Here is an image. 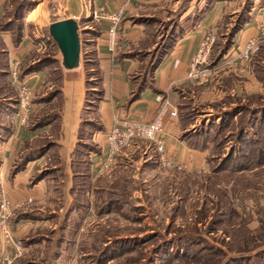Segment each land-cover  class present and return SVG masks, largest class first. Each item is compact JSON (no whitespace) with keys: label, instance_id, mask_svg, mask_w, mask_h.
Here are the masks:
<instances>
[{"label":"crops","instance_id":"crops-1","mask_svg":"<svg viewBox=\"0 0 264 264\" xmlns=\"http://www.w3.org/2000/svg\"><path fill=\"white\" fill-rule=\"evenodd\" d=\"M12 1L0 0V20ZM34 1L23 14L25 26L19 41L14 40L11 29L0 30L9 66L5 80L15 87L9 72L12 58L19 57L22 63L44 42L39 27L74 17L79 21L80 30L85 27L89 30L87 33L91 32L89 39L99 68V77L91 89L98 90L99 94L97 97L88 94L82 58L77 67L66 68L59 49L60 55L56 57L61 59V64L55 63L54 68L47 65L24 78L34 90L33 107L26 122L17 115L19 102L8 101L9 96L4 98L7 101L0 109V191L14 202L33 198L37 211L54 214L53 219L44 217L42 222H38L39 216L29 213L18 216L15 237H27V241L33 240L35 232L45 223L53 224L51 221L61 213V227L73 225L68 221L81 207L73 205L72 188L76 180L89 183L83 195L87 202L81 209L90 215L96 194L107 192L122 174L124 159L154 147L147 140L137 139L116 155L111 168L101 170L99 164L108 147L106 132L117 116L152 120L164 99L169 98L177 107L178 115L166 116L165 155L188 170L207 164L210 145L193 144L184 137L188 129L180 116L187 104L185 100L195 97L199 90L197 80L188 77L190 60L202 37L210 31L216 37L227 15L236 14L237 22L241 23L232 33L233 46L224 58L227 63L230 59H233L230 62L244 63L245 60L236 58L237 47L256 35L259 22L264 20V0H187L179 24L173 29L172 40L157 46V60L152 58L146 66V57L141 51L151 41L148 26L151 11L175 0H53L54 12L49 5L52 0ZM118 9L122 10L123 18L118 44L112 49L108 41L110 21L103 14ZM51 13L57 16L54 18ZM30 24L35 27L30 28ZM49 37L53 39L51 34ZM10 251L12 246H7L0 231V264H6L5 255ZM17 260L20 259L16 258L13 264H25Z\"/></svg>","mask_w":264,"mask_h":264},{"label":"rangeland","instance_id":"rangeland-1","mask_svg":"<svg viewBox=\"0 0 264 264\" xmlns=\"http://www.w3.org/2000/svg\"><path fill=\"white\" fill-rule=\"evenodd\" d=\"M20 1L9 2L8 17L14 18L13 8ZM54 2L49 4L51 12L55 11ZM187 5V0H175L151 11L148 26L152 37L141 51L146 57L144 65L155 58L157 46L172 40ZM237 19L236 14H229L221 22L211 56L231 43ZM39 32L44 42L34 48L33 59L60 55L49 37V26L39 27ZM92 48L91 44L82 45V60L83 51L90 56ZM225 60L223 56L215 67L207 60L203 67L211 71L209 80L199 84L195 97L186 99L181 111L185 128L210 145L207 164L195 170L175 161L165 164L155 145L147 152L128 156L122 174L108 191L96 194L92 214L82 211L87 202L83 196L84 205L69 221L73 225L61 227L62 213L51 221L53 224L45 223L32 234L33 240L23 238L25 251L17 261L264 264V46L244 63ZM49 65L54 68L56 64ZM6 82L0 79V97L10 93L12 87ZM89 95L94 97L96 92ZM85 183L84 193L89 184ZM4 194L0 191V198ZM28 199L15 202L14 224L16 216L27 213L39 216L38 222L44 217L53 219L54 214L37 211L35 200Z\"/></svg>","mask_w":264,"mask_h":264},{"label":"built area","instance_id":"built-area-1","mask_svg":"<svg viewBox=\"0 0 264 264\" xmlns=\"http://www.w3.org/2000/svg\"><path fill=\"white\" fill-rule=\"evenodd\" d=\"M103 16L110 21L108 27V41L110 47L114 49L118 44L119 28L123 18V12L121 9L112 10L105 12ZM214 40L215 35L213 31L204 35L190 60L188 77L196 79L199 84H204L210 78V69L204 68L203 65L210 58ZM263 43L264 20L259 22V32L248 38L242 47H237L236 58L243 60L250 59L254 53L259 51ZM232 60L230 59L228 61L230 62ZM20 68L21 59L19 57H13L9 72L11 82L18 92L19 108L17 110V115L22 122H26L32 111L34 90L33 87L20 76ZM168 114L177 116L178 109L169 98H165L152 120L143 121L132 117L117 116L113 125L106 132L108 147L104 160L99 164L100 169L107 170L111 168L116 155L137 139L152 142L160 152L163 163L172 164V159L165 155L166 116ZM28 200H31V198ZM17 205V203L5 194L0 198V231L7 246H12V251L5 255L6 264H13L16 258L21 256L25 251L23 239L16 238L14 233L13 218Z\"/></svg>","mask_w":264,"mask_h":264},{"label":"trees","instance_id":"trees-1","mask_svg":"<svg viewBox=\"0 0 264 264\" xmlns=\"http://www.w3.org/2000/svg\"><path fill=\"white\" fill-rule=\"evenodd\" d=\"M34 3H35L34 0H21L20 2H18L13 8L14 18L8 17V12H7L8 9L6 7L4 16L0 20V30L11 29L13 31L14 40L16 42L19 41L22 38L23 32H24L23 14L26 11V9L31 7ZM16 19H21V23H18V22L16 23ZM239 23H241V22H239ZM15 24H17V25L14 28ZM87 29L88 28L84 27L80 30V38L82 40V45H85L86 43L92 45V42L89 39V36H87V34L89 33V32L87 33V31H89ZM234 31H235V29H234ZM81 32H82V35H81ZM83 34H86V36H83ZM232 38H233V36H232ZM232 42H233V39H232L231 43L227 47L225 46L223 50H220L219 54H217L216 56L213 57L210 55L209 59L211 62H210V64L208 63V65L212 66V67L217 66L219 64V62L221 61L222 57L224 56V54L226 53L227 49L232 45ZM263 46H264V44H262L261 48ZM261 48H260V50H261ZM83 52L85 53L83 61L85 63V68H86L87 77H88V87H89L88 94L91 91H95L96 92L95 97H97L99 94L98 90L91 89V87L93 86V84L95 83L97 78L99 77V68L96 64V58L94 55V51L92 48V51H91L92 54L90 56H89L87 50H84ZM33 58H34L33 56L28 55L22 61L21 68H20V76L22 78H25V76L32 71L39 70L42 67H45L49 64H55V62L59 61L58 57L52 56V55H50V56L45 55V56L37 58V59H33ZM211 58H213V60ZM155 60H157V57L155 58ZM8 67H9L8 66V56H7L6 50L4 48V43L2 42V38L0 36V79L3 78L5 80L4 77L7 74ZM136 78H138V76ZM6 84L10 87V84L8 83V81L5 83V85ZM5 85H2V86L4 87ZM9 91H10V93H5L3 96L0 97V109L6 103L7 100L4 98L7 96H9L8 101H10V102L12 101V102L16 103L19 101L17 89L15 87H12L11 89H9ZM180 116H181L182 123L185 125L184 115L181 114ZM195 135L196 134H192L191 132L188 131L186 134H184V137H187V139L190 140L193 144H200L201 146L207 145L205 142L200 141L199 138L196 139ZM196 137H198V136H196ZM80 167L83 168V166H80ZM84 185H85V183H83V181H80V180H76L74 182V185H73L74 188H72L73 189V197H74L73 205H75L74 207H78V206L80 207V206L84 205L83 201L81 200V198L83 197L84 189H85ZM17 218H18V216H16V219ZM68 224H69V221H68ZM66 225H67V223H66Z\"/></svg>","mask_w":264,"mask_h":264},{"label":"water","instance_id":"water-1","mask_svg":"<svg viewBox=\"0 0 264 264\" xmlns=\"http://www.w3.org/2000/svg\"><path fill=\"white\" fill-rule=\"evenodd\" d=\"M49 32L56 41L66 68H74L81 61L80 24L74 17L57 19L49 24Z\"/></svg>","mask_w":264,"mask_h":264}]
</instances>
